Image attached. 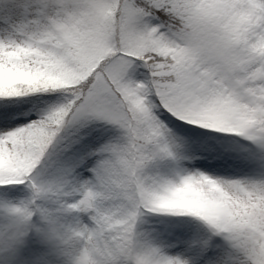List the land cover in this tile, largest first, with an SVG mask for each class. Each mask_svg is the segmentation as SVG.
I'll return each mask as SVG.
<instances>
[{
    "label": "snow or ice",
    "instance_id": "snow-or-ice-1",
    "mask_svg": "<svg viewBox=\"0 0 264 264\" xmlns=\"http://www.w3.org/2000/svg\"><path fill=\"white\" fill-rule=\"evenodd\" d=\"M0 264H264V0H0Z\"/></svg>",
    "mask_w": 264,
    "mask_h": 264
}]
</instances>
